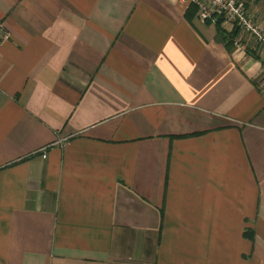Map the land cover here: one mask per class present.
Masks as SVG:
<instances>
[{"label":"crops","instance_id":"0c3cea01","mask_svg":"<svg viewBox=\"0 0 264 264\" xmlns=\"http://www.w3.org/2000/svg\"><path fill=\"white\" fill-rule=\"evenodd\" d=\"M192 8L0 0V264H264V49Z\"/></svg>","mask_w":264,"mask_h":264},{"label":"built area","instance_id":"2783aa9c","mask_svg":"<svg viewBox=\"0 0 264 264\" xmlns=\"http://www.w3.org/2000/svg\"><path fill=\"white\" fill-rule=\"evenodd\" d=\"M250 0H179L187 9L193 7L202 22H208L215 27H220L227 34L234 30L250 35L258 46L264 49V28L257 23L249 13ZM264 4V0H260ZM12 33L5 21L0 17V51L2 46L10 41ZM241 37L232 38L233 45L241 49ZM46 158V155H43Z\"/></svg>","mask_w":264,"mask_h":264},{"label":"trees","instance_id":"16d2710c","mask_svg":"<svg viewBox=\"0 0 264 264\" xmlns=\"http://www.w3.org/2000/svg\"><path fill=\"white\" fill-rule=\"evenodd\" d=\"M190 12V14H192V15H194L195 14V9L194 8H192V10H189ZM217 29H218V31H219V33H221L222 35H223V39H227L226 40V45L227 46H230L231 45V38H236V37H238L239 36V30H234L230 35L229 34H227L225 31H223L220 27H217ZM248 234V233H247Z\"/></svg>","mask_w":264,"mask_h":264}]
</instances>
